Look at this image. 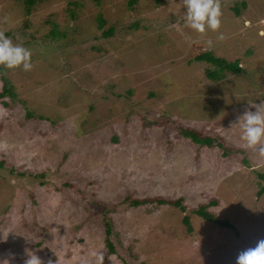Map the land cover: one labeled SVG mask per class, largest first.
<instances>
[{
  "label": "rangeland",
  "instance_id": "374dc122",
  "mask_svg": "<svg viewBox=\"0 0 264 264\" xmlns=\"http://www.w3.org/2000/svg\"><path fill=\"white\" fill-rule=\"evenodd\" d=\"M127 2L37 0L25 14L23 0H0V33L32 63L0 65V92L4 77L15 93L0 102V260L23 264L29 250L42 264H97V253L103 264H235L264 239V156L237 124L264 101V0H219L220 27L202 34L185 25L184 0ZM195 43L243 72L211 81V66L191 60ZM127 196L180 197L187 209ZM209 201L235 229L191 211Z\"/></svg>",
  "mask_w": 264,
  "mask_h": 264
},
{
  "label": "clouds",
  "instance_id": "9594fccd",
  "mask_svg": "<svg viewBox=\"0 0 264 264\" xmlns=\"http://www.w3.org/2000/svg\"><path fill=\"white\" fill-rule=\"evenodd\" d=\"M221 16L219 0H184V23L197 33L202 34L206 29L216 31L220 27ZM0 65L31 70V51L22 45L13 44L11 38L0 33ZM248 103L255 110H246L238 117L240 138L248 148L264 156V101L259 104L254 101ZM26 253L23 264H42L41 258L34 252L26 250ZM96 258L97 264H103V253H97ZM0 264H9V260H0ZM49 264H53V261H49ZM235 264H264V239L258 240L254 247L240 251Z\"/></svg>",
  "mask_w": 264,
  "mask_h": 264
},
{
  "label": "trees",
  "instance_id": "16d2710c",
  "mask_svg": "<svg viewBox=\"0 0 264 264\" xmlns=\"http://www.w3.org/2000/svg\"><path fill=\"white\" fill-rule=\"evenodd\" d=\"M37 0H23L24 4V12L25 14H29L31 11V6L36 2ZM138 0H128L127 5L132 8ZM231 10L233 11V15L239 16L241 14L240 8H246V1H241V2H234L233 6L230 7ZM98 22H99V27L103 25L104 20L101 17H98ZM140 22L139 20L134 21L132 24L129 25L130 28H137L139 26ZM112 34V29H109L107 31H104V35L108 36ZM204 44L203 43H195L192 45L193 53L191 56L192 61H202L208 63L211 68H206L205 70V76L210 79L211 81H218L221 78L224 77V75L227 72H231L233 74H240L243 72V68L240 65V60L238 58H235L233 60H229L223 56H218L216 55L211 49H204ZM3 83V89L0 92V102L6 106H8V103L6 100L3 98L5 96H8L13 100L15 98V93L12 90L11 83L7 78L2 77ZM27 116H31L32 114L30 112L26 113ZM154 120L146 122L149 124H153ZM177 128L179 129V132L184 136L189 139H191L193 142L197 143L200 146H218L222 148L224 151L223 153L226 154L228 151H230V148H225L224 144L222 141L214 136H210L206 133H204L202 130L192 128V127H184L180 124L177 125ZM244 163H247L246 159H243ZM11 170H13L11 168ZM258 176L264 180V174L259 173ZM264 193V185L260 186L257 194L261 195ZM123 202H126L132 206H138L141 204L145 203H156V204H171L175 206H179L182 210L187 209L183 205L182 198H177V199H165L160 196H154V197H125L123 199ZM214 201H209L207 203H201L198 205L197 208L191 209L195 215L200 216L202 219L205 221L213 222L216 223L217 225L224 226V227H229L232 229H235L234 224L230 222L226 218L222 217H216L210 210L207 209L208 206L212 205ZM182 221L185 224L186 228L188 231H191V224H190V219L189 215L185 213L182 217ZM237 233V232H235ZM109 236V227L106 225L105 228V240L107 245L109 246V250L112 251V246L111 243L108 240Z\"/></svg>",
  "mask_w": 264,
  "mask_h": 264
}]
</instances>
